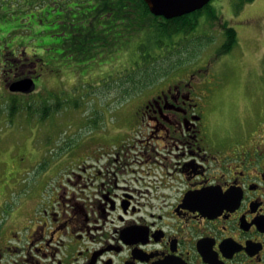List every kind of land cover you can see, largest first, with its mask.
<instances>
[{"label": "flooded vegetation", "instance_id": "obj_1", "mask_svg": "<svg viewBox=\"0 0 264 264\" xmlns=\"http://www.w3.org/2000/svg\"><path fill=\"white\" fill-rule=\"evenodd\" d=\"M222 56L174 67L129 99L118 135L74 148L44 205L7 213L0 264H264V96L217 129Z\"/></svg>", "mask_w": 264, "mask_h": 264}, {"label": "rangeland", "instance_id": "obj_2", "mask_svg": "<svg viewBox=\"0 0 264 264\" xmlns=\"http://www.w3.org/2000/svg\"><path fill=\"white\" fill-rule=\"evenodd\" d=\"M75 5L65 3V8L73 14ZM209 5L214 18L207 13L200 15L199 24L186 45L194 57L186 59L190 53L179 45L174 48L181 49L180 58L186 59L178 66L182 71L200 67L222 45L224 28L235 30L236 46L217 59L213 69L217 84L213 119L216 128L223 131L234 127V117L242 115L240 110L246 105L257 106L264 96V0H254L240 9H236L234 0H211ZM65 14L62 10L56 20L49 17L40 27H25L29 30L28 36L15 35L9 40L7 33H0V49L17 46L19 40L29 42L23 48L15 47V57L30 62L20 68L23 74L31 75L27 70L35 69L38 73L32 93L13 94L7 88L12 78L3 73L5 69L0 63V228L10 219L7 213L19 203V208L24 210L26 201L32 203L39 199L41 205L47 202L59 188L62 177L74 168V148H92V142L107 141L109 135L112 137L116 132L118 135L120 129H125L117 120L122 113L131 111L132 96L124 97L116 79L141 62L133 47L144 44L150 55L157 56L165 55L170 47L167 39L161 47L154 46L152 37L142 32L126 40L116 32L109 47L95 48L89 55L76 53L72 44L66 47L58 44L64 39L70 40L75 34L73 30L78 28ZM73 17L77 15L70 18ZM6 25L10 30L15 23ZM41 31L43 34H37ZM179 39L175 38V42L182 41ZM176 56L169 58L170 65L178 60ZM155 64L166 68L167 61L158 60ZM13 97L22 106L30 103L34 111L45 104L52 110L44 120L39 119L40 115H29L25 108L10 119L9 104ZM44 110L45 106L41 112ZM110 144L113 148L114 142Z\"/></svg>", "mask_w": 264, "mask_h": 264}, {"label": "trees", "instance_id": "obj_3", "mask_svg": "<svg viewBox=\"0 0 264 264\" xmlns=\"http://www.w3.org/2000/svg\"><path fill=\"white\" fill-rule=\"evenodd\" d=\"M253 1L234 0L236 9H240L245 4ZM69 2L77 4L73 8V14L77 15V17L70 18L73 14L69 12V9L65 8V3ZM209 8L210 5L208 4L201 10L189 15L165 20L161 17L153 16L143 0H0V24H2L0 25V33H7V39L9 40L15 35L28 36L29 30L24 29L25 27L29 25L35 26V28L40 27L39 24L43 23L44 19L47 20V18L52 17L56 20L60 17L62 10H65V15L69 18V22H75L74 24L78 28L73 30L75 34L70 40L64 39L58 44L61 47L72 44L76 53L81 54L82 52V54L89 55L90 51L95 48L104 49L109 47L114 42L112 35L116 34V32L121 33L125 40L127 37L130 38L142 32L144 35L152 37L154 46L157 45L159 47L163 43L165 44V39L169 42L171 41L169 50L166 51L167 54L165 53L166 56H157L155 53L150 55L148 47L144 44L133 47L137 51L138 59L141 62H136L133 69L116 79L123 88L124 97H131L155 83V79L169 74L176 65V67L183 65L186 59L194 57L195 54H191V50H188L186 45L191 41L190 37L194 34L195 28L199 24L200 15L207 13L210 18H214L215 15ZM29 19H31V22H29ZM6 23H15V26L13 25L14 28L8 30ZM37 34H43V31ZM236 36L233 28H224L223 43L217 50V54H229L236 46ZM178 37H181L180 40H182L179 43L175 42V38ZM184 41L188 43L186 44ZM28 43L27 41L19 40L17 46H3L0 49V63L5 69L3 73L8 74V78L11 77L12 82L28 77V75L22 73L20 69L21 63L15 57L14 52L15 47L20 46L23 48ZM178 45L182 46L181 49L183 51L190 53L186 59L180 58L181 49L174 48ZM191 49L193 50V48ZM73 50L69 52H74ZM174 52L178 60L170 65L169 58L174 57ZM34 56L38 57L37 54H34ZM158 60L167 61L166 68H163L160 64L157 66L155 63ZM38 61L41 62L40 59ZM170 67L171 69H169ZM44 106L45 110L41 112V108ZM44 106L34 111L30 103L22 106L18 98L13 97L10 99L9 117L10 119L16 117L17 113L25 108L28 110L29 115L36 116L37 114L40 115V120H44L52 110V107L50 108L48 104Z\"/></svg>", "mask_w": 264, "mask_h": 264}, {"label": "water", "instance_id": "obj_4", "mask_svg": "<svg viewBox=\"0 0 264 264\" xmlns=\"http://www.w3.org/2000/svg\"><path fill=\"white\" fill-rule=\"evenodd\" d=\"M154 16L167 20L178 18L201 10L211 0H143ZM35 85L32 79H22L9 85V91L30 93Z\"/></svg>", "mask_w": 264, "mask_h": 264}, {"label": "bare ground", "instance_id": "obj_5", "mask_svg": "<svg viewBox=\"0 0 264 264\" xmlns=\"http://www.w3.org/2000/svg\"><path fill=\"white\" fill-rule=\"evenodd\" d=\"M186 36H187V35H186ZM179 40H180V39H179ZM179 40H178V41H179ZM170 42H171V41H170ZM197 42H198V41H197ZM171 43H172V42H171ZM191 43H192V42H191ZM163 48H164V47H163ZM165 51H166V50H165ZM165 56H166V55H165ZM50 108H51V107H50Z\"/></svg>", "mask_w": 264, "mask_h": 264}]
</instances>
